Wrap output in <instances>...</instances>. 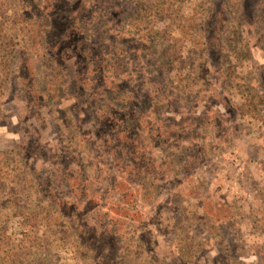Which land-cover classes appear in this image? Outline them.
<instances>
[{
    "label": "rangeland",
    "instance_id": "obj_1",
    "mask_svg": "<svg viewBox=\"0 0 264 264\" xmlns=\"http://www.w3.org/2000/svg\"><path fill=\"white\" fill-rule=\"evenodd\" d=\"M0 264H264V0H0Z\"/></svg>",
    "mask_w": 264,
    "mask_h": 264
}]
</instances>
